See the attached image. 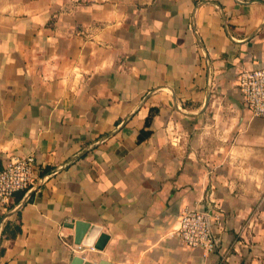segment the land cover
Listing matches in <instances>:
<instances>
[{
    "label": "crops",
    "instance_id": "1",
    "mask_svg": "<svg viewBox=\"0 0 264 264\" xmlns=\"http://www.w3.org/2000/svg\"><path fill=\"white\" fill-rule=\"evenodd\" d=\"M262 65L264 0H0V170L35 175L0 264H264V118L236 80ZM210 192L205 254L172 231Z\"/></svg>",
    "mask_w": 264,
    "mask_h": 264
},
{
    "label": "built area",
    "instance_id": "2",
    "mask_svg": "<svg viewBox=\"0 0 264 264\" xmlns=\"http://www.w3.org/2000/svg\"><path fill=\"white\" fill-rule=\"evenodd\" d=\"M236 80L243 103L254 115L264 118V65L242 69ZM34 176L33 154L10 159L0 170V208L6 209L10 205L14 193L27 190L33 183ZM209 201L211 205L208 210L184 207L172 231V235L182 245L199 248L205 254L214 251L221 242L213 230L214 221H217L213 209L217 205L211 199V192ZM75 249L81 250L82 245H76Z\"/></svg>",
    "mask_w": 264,
    "mask_h": 264
},
{
    "label": "water",
    "instance_id": "3",
    "mask_svg": "<svg viewBox=\"0 0 264 264\" xmlns=\"http://www.w3.org/2000/svg\"><path fill=\"white\" fill-rule=\"evenodd\" d=\"M207 103H208V99L206 100L204 107H206ZM204 107H202V108H204ZM79 236H81V235H79ZM106 238H107V235H105V234L100 235L98 241H96V244H95L94 242H92L91 234L89 233V235L87 237L81 238L82 239L81 242H82V245H85L88 247H94L96 249H101L103 246V242ZM81 239H77V241H80ZM71 264H93V263H91L90 261H87V260L83 259L81 256L77 255L73 258Z\"/></svg>",
    "mask_w": 264,
    "mask_h": 264
},
{
    "label": "trees",
    "instance_id": "4",
    "mask_svg": "<svg viewBox=\"0 0 264 264\" xmlns=\"http://www.w3.org/2000/svg\"><path fill=\"white\" fill-rule=\"evenodd\" d=\"M155 111V110H154ZM153 111V112H154ZM145 124H146V126H148L149 124H150V117H148V118H146V121H145ZM142 134L145 136V137H147V136H149V134H150V130H142ZM20 192V191H19ZM23 195V192H20L19 194H18V196H17V199H16V202L19 200V198H20V196H22ZM8 227H11L10 229H8L7 228V225H6V228H4V230L3 231H5V230H9L10 231V235L12 236V237H14L17 233H19L20 231H21V229H20V225H19V222H17L16 224H14V225H11V226H8ZM0 253H1V249H0Z\"/></svg>",
    "mask_w": 264,
    "mask_h": 264
}]
</instances>
